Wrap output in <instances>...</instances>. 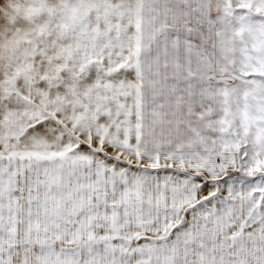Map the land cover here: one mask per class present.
Masks as SVG:
<instances>
[{
	"label": "snow or ice",
	"instance_id": "obj_1",
	"mask_svg": "<svg viewBox=\"0 0 264 264\" xmlns=\"http://www.w3.org/2000/svg\"><path fill=\"white\" fill-rule=\"evenodd\" d=\"M0 264H264V0H0Z\"/></svg>",
	"mask_w": 264,
	"mask_h": 264
}]
</instances>
